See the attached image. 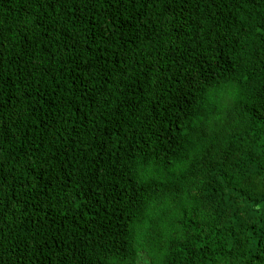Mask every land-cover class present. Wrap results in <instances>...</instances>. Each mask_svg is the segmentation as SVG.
<instances>
[{
  "label": "trees",
  "instance_id": "trees-1",
  "mask_svg": "<svg viewBox=\"0 0 264 264\" xmlns=\"http://www.w3.org/2000/svg\"><path fill=\"white\" fill-rule=\"evenodd\" d=\"M0 264H264V0H0Z\"/></svg>",
  "mask_w": 264,
  "mask_h": 264
}]
</instances>
